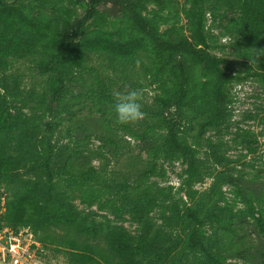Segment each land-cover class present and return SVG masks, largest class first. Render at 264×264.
I'll return each mask as SVG.
<instances>
[{
	"label": "trees",
	"instance_id": "1",
	"mask_svg": "<svg viewBox=\"0 0 264 264\" xmlns=\"http://www.w3.org/2000/svg\"><path fill=\"white\" fill-rule=\"evenodd\" d=\"M66 1L0 0V229H28L68 264H264V181L236 168L243 155L231 159L225 139L231 85L264 87V0H183L187 33L174 0ZM216 22L244 73L211 52ZM24 61L39 87L26 84ZM118 79L155 88L142 120L117 122ZM63 113L72 123L59 144ZM249 133L236 125L230 142L252 152ZM125 136L144 159L108 169L103 149L116 160L131 149ZM174 161L177 187L162 184ZM248 216L256 243L241 238Z\"/></svg>",
	"mask_w": 264,
	"mask_h": 264
},
{
	"label": "rangeland",
	"instance_id": "2",
	"mask_svg": "<svg viewBox=\"0 0 264 264\" xmlns=\"http://www.w3.org/2000/svg\"><path fill=\"white\" fill-rule=\"evenodd\" d=\"M69 1V0H67ZM65 2V5L73 6L72 4H69L68 2ZM177 2V9L179 10V23L178 25L184 28V32L187 33L186 30V24L185 19L182 13L183 0H174ZM179 5V7H178ZM77 7L78 12H81L80 6L78 4L74 5ZM36 7V6H35ZM108 17H113V15L116 14V8H114L111 4L106 5ZM146 10L150 13L153 10H155V5L153 4H147ZM172 18L175 17L173 11H171ZM223 24V23H221ZM168 25H163V28H166ZM222 27L219 25L218 22L213 27L212 33H214L215 36H213L212 40V49L211 52L222 56L223 58H226L228 61H230V67L233 69V71H240V73H244L243 66H240L236 60L231 55V48L229 46L230 38L228 36L221 35ZM20 69L25 72V82L27 85H33L35 87H39V81L37 77H33L34 70L31 69L30 63L28 62H20L16 64ZM135 82V81H134ZM142 87H139L138 89L142 91V96L144 98H150V96L155 93V88L153 86H150L148 82L145 80L141 81ZM132 82H123L122 80L118 79L116 81V84L113 85V89L119 90L120 92H127L129 90H132L128 87V85ZM230 96H231V103L229 104V108L232 113V133H229L225 136V139L228 141V143L231 145L229 150L227 151L228 156L231 159H236L238 155L242 154L243 156L241 159L236 162V168L243 167L241 169H244L245 172L249 174L257 173L259 177L264 181V87L258 84L257 82L253 80H242L239 82H234L231 85L230 88ZM93 110V109H92ZM90 110L88 108H85L82 114L89 113ZM61 117H64V120L60 123L59 130L56 133V140H58L59 144L68 143V134L67 129L72 123V120L69 119L64 113ZM236 125L243 129H248L250 133L248 134V140L250 141V146L254 148V151L250 152L243 144L237 143L235 146L230 141L234 137L233 132L236 129ZM127 140L130 141V148L128 151L123 152V154L119 155L117 159L115 160L111 154H109L105 149H103L105 152V155H107V162L108 169L111 170H121L126 171L133 167L132 163L135 162V160L144 159L145 153L141 147V143L139 141H135L134 139L130 138L129 136H125ZM100 142L94 138L91 137L89 141V145L91 148L96 149L98 146H100ZM100 159H93L94 165L100 164ZM245 163V166H242L241 164ZM251 164V165H248ZM164 168L166 170V179L165 182H162V184H171L174 187H177L180 183L178 174L181 172V170L184 168L180 161H174L172 163H164ZM220 169V166L218 167ZM211 178H206L203 183H197L195 184L194 188L201 192L202 190L206 189L209 184L211 183ZM259 184V183H258ZM257 184V185H258ZM222 190L226 192V198L230 204L235 207L237 211L238 209L243 208V204H237L232 203V197L233 194L231 193L230 187L223 186ZM2 209L0 210V212ZM241 225V238H244L243 242H249V243H256L258 240V236L256 234V231H254V226L251 217L243 218ZM125 225L133 230L135 226L131 224L129 221L125 222ZM22 230V234H28L31 233L28 229H20ZM32 234V233H31ZM32 239L34 240V237L32 235ZM39 245V243H38ZM242 262H246L248 264H251V261L249 259H245L244 257L239 259ZM31 264H68L66 262V259L63 256V253L56 252L51 250L50 248H46L43 246H39L36 256L33 258Z\"/></svg>",
	"mask_w": 264,
	"mask_h": 264
},
{
	"label": "built area",
	"instance_id": "3",
	"mask_svg": "<svg viewBox=\"0 0 264 264\" xmlns=\"http://www.w3.org/2000/svg\"><path fill=\"white\" fill-rule=\"evenodd\" d=\"M22 232L9 227L0 229V264H31L40 243L32 239L31 233Z\"/></svg>",
	"mask_w": 264,
	"mask_h": 264
},
{
	"label": "clouds",
	"instance_id": "4",
	"mask_svg": "<svg viewBox=\"0 0 264 264\" xmlns=\"http://www.w3.org/2000/svg\"><path fill=\"white\" fill-rule=\"evenodd\" d=\"M115 113L119 124L127 125L143 119L142 91L132 89L127 92H115Z\"/></svg>",
	"mask_w": 264,
	"mask_h": 264
}]
</instances>
